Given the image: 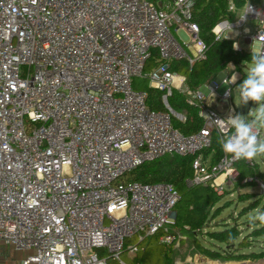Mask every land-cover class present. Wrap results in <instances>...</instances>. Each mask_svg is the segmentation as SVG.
<instances>
[{
    "label": "built area",
    "instance_id": "2783aa9c",
    "mask_svg": "<svg viewBox=\"0 0 264 264\" xmlns=\"http://www.w3.org/2000/svg\"><path fill=\"white\" fill-rule=\"evenodd\" d=\"M261 1L246 0L235 20H221L216 39L227 36L240 50L242 38L264 53ZM194 2L0 0V242L27 252L17 261L0 251V264H130L121 256L133 260L156 234L175 250L173 264H209L194 245L184 256L172 184L118 182L165 155L193 156L189 185L222 193L240 176V160L224 155L212 163L204 151L214 133L234 131L227 119L238 115L231 97L241 74L232 67L222 82L231 88L220 93L215 79L194 89L170 69L173 61L192 67L205 58ZM229 10L237 12L233 3ZM154 51L158 61L147 72ZM136 77L164 92L166 110L149 108ZM174 90L198 110L199 131L185 135L174 126L172 117L186 121L169 103ZM222 101L230 104L225 113ZM252 181L264 194L259 178L242 180Z\"/></svg>",
    "mask_w": 264,
    "mask_h": 264
},
{
    "label": "trees",
    "instance_id": "16d2710c",
    "mask_svg": "<svg viewBox=\"0 0 264 264\" xmlns=\"http://www.w3.org/2000/svg\"><path fill=\"white\" fill-rule=\"evenodd\" d=\"M246 0H195L192 21L199 27V37L206 46L205 58L196 61L191 67L187 60L171 62L170 69L186 76L187 84L191 88H198L206 81L214 79L218 74L230 69L241 74L239 80L246 77L245 68L251 60L252 52L248 49L236 50L232 39H216L213 28L223 19L235 20L240 10L244 7ZM230 3L237 8V12L229 10ZM157 52L154 51L147 63V69H152L157 63ZM233 71L230 70L231 73ZM147 105L152 110H166L162 103L163 91L148 87ZM171 107L178 113L186 116V121L181 122L176 117H172V122L183 134L190 135L200 130L203 120L198 115V110L190 106L185 99V95L174 90L169 97ZM262 136L264 133L262 132ZM217 133L213 135V144L210 149L204 151L206 155L213 154L215 162H218L225 153L222 151ZM264 158V157H263ZM193 156L165 155L156 160L145 162L140 166L125 173L118 179V182H140L144 184L170 183L179 192L180 199L175 206L176 218L174 223V234L189 232L191 243L196 251L206 255L211 260L220 263H234L236 261L248 259L264 258V223L259 220L247 222L249 234L243 236L240 230V217L248 211H264V194L258 196L253 193H238L239 201L249 202L235 216V223L231 225L228 220L224 222L222 230H216L214 225L211 231H207L206 225H211L213 219L220 215L224 209V202L221 203L225 194L219 193L209 185H189L188 180L193 177L192 169ZM254 161V160H253ZM240 176L236 181L238 187L255 186L254 181L243 183L245 177L259 178L264 182V171L258 165L247 160H240L237 164ZM226 202V201H225ZM202 230L216 242L212 248L202 245L197 235ZM187 237V236H186ZM188 239V238H187ZM186 241V240H183ZM182 241V245H183ZM254 241L260 242V250H254ZM251 249V250H249ZM175 250L172 246L160 243L159 234L148 238L147 244L132 264H173ZM223 262H221V261ZM236 260V261H235Z\"/></svg>",
    "mask_w": 264,
    "mask_h": 264
},
{
    "label": "rangeland",
    "instance_id": "374dc122",
    "mask_svg": "<svg viewBox=\"0 0 264 264\" xmlns=\"http://www.w3.org/2000/svg\"><path fill=\"white\" fill-rule=\"evenodd\" d=\"M253 3H255L256 5H261L262 1L261 0H251ZM255 20H249V22L247 23V26H249L251 28V30H254V26H255ZM230 33H233L232 30H230ZM242 44V46L245 47V44L243 43V41L241 40L240 42ZM151 69H147V72L150 71ZM245 72H247V68H245ZM227 76V74L225 72H222L220 74H218L215 77V81L219 84H221L219 92L222 93L224 92L225 89L227 88H231V86L228 83L223 84V79ZM246 78V77H245ZM244 78V79H245ZM243 82L240 81L238 82L233 88L232 90V97H231V103L232 105H234L236 112L238 115H242L244 116L246 119H251L254 115V111L253 109L257 106L255 104V102L253 101H249L247 104H240L239 102V86L240 84ZM134 88L137 90H146L148 89V87H150L149 84V80L145 77H136L134 79ZM230 105V104H228ZM264 133V131H262ZM259 169L261 171H264V158L263 157H257L255 159H253ZM225 194L223 200L221 201V203L224 202V209L223 211L220 213V215L216 216L213 221L211 222V225H206L207 231H211L212 230V226L214 225L216 230H222L225 226H224V222L228 220V223H230L231 225H233L235 223L234 217L235 216H239L240 212L242 211V209L248 205L249 202L247 201H239L238 200V193H253V194H257L258 196H262V192L260 190V187L255 185V186H245V187H238V185L236 184V182L231 183V184H227L225 186L224 191L222 192ZM262 194V195H261ZM263 197V196H262ZM226 201V202H225ZM264 201V200H263ZM259 210V209H258ZM258 210H250L248 211L245 215H242L240 217V230L243 231V236H245L246 234H249L247 230V222L248 221H252L255 222L256 220H252L250 219L251 217H253L256 212ZM187 236V240L183 241V245L184 247L182 248L183 252H184V256H192L193 252H189V247L192 245L191 243V236L189 234V232H184ZM198 240L202 243V245L206 246V247H210L212 248V245H214L216 242H214L213 240H211V238L205 233L204 230H202L201 233H198L197 235ZM148 239L145 241V243H143L142 245L146 246ZM137 237H134L132 240H129L127 243H137ZM260 242L258 241H254L252 244V247H254V250L259 251L260 250ZM251 250V249H249ZM5 254H7V251L4 250L3 251ZM12 253H10L13 256H17L19 257V259H21V257L24 255V252H19V251H11ZM9 254L10 257H12ZM204 255V254H203ZM206 256V255H204ZM207 257V256H206ZM13 258V257H12ZM121 258L127 262L132 264V260L130 258L127 257L126 254H123L121 256ZM210 259V258H209ZM215 261V260H214ZM221 261V260H219ZM236 261V260H235ZM245 262L251 263V264H264V258L262 259H258V260H254V259H248V260H243ZM218 262V261H217ZM223 262V261H221ZM241 261H236L234 263H240ZM112 263H119V261H112ZM233 263V262H232ZM16 264V263H14ZM221 264V263H218ZM231 264V263H230Z\"/></svg>",
    "mask_w": 264,
    "mask_h": 264
},
{
    "label": "clouds",
    "instance_id": "9594fccd",
    "mask_svg": "<svg viewBox=\"0 0 264 264\" xmlns=\"http://www.w3.org/2000/svg\"><path fill=\"white\" fill-rule=\"evenodd\" d=\"M225 27L232 28L231 23ZM238 92L240 104L255 102L257 106L253 109L254 115L251 119L242 115L228 118L234 131L231 135L221 136L218 143L225 155L234 161L264 157V136L261 135L264 131V53L252 52L246 78L240 84ZM228 94H231V89ZM250 219L264 223V211L258 210Z\"/></svg>",
    "mask_w": 264,
    "mask_h": 264
},
{
    "label": "crops",
    "instance_id": "0c3cea01",
    "mask_svg": "<svg viewBox=\"0 0 264 264\" xmlns=\"http://www.w3.org/2000/svg\"><path fill=\"white\" fill-rule=\"evenodd\" d=\"M229 36H231V38H233V39H235L236 38V36H235V34L234 33H229ZM241 40L243 41V43L245 44V47L244 46H242V44L240 43L241 42ZM237 43H238V45H239V47L241 48V49H248L249 50V46H248V43L247 42H245L242 38H237ZM233 65L232 66H230V69H228L227 71H224L226 74H227V76L228 75H230V70H232L233 68ZM226 76V77H227ZM225 77V78H226ZM215 79V78H214ZM228 89V88H227ZM227 89H225V90H227ZM224 90V91H225ZM229 103L228 102H226V101H222V102H219V105L217 106V108H218V110L221 112V113H225L226 111H225V108L227 109V107L229 106L228 105ZM206 155V154H205ZM206 157L213 163V161H214V158H213V154H209V155H206ZM4 250H6L7 251V254H10V253H12L11 251H13V249H10V248H7L2 242H0V251H4ZM25 253V255L27 254V252H24ZM11 255V254H10ZM12 257H13V259H15V260H20L19 259V257H15V256H13V255H11ZM24 257V255L21 257V259ZM243 261V260H242Z\"/></svg>",
    "mask_w": 264,
    "mask_h": 264
},
{
    "label": "bare ground",
    "instance_id": "6f19581e",
    "mask_svg": "<svg viewBox=\"0 0 264 264\" xmlns=\"http://www.w3.org/2000/svg\"><path fill=\"white\" fill-rule=\"evenodd\" d=\"M224 178V176H222L221 178L218 179V181L222 180ZM220 262H217V261H214V260H209V264H218ZM223 264V263H221ZM226 264H230V263H226ZM231 264H239V263H231ZM243 264H251V263H248V262H244Z\"/></svg>",
    "mask_w": 264,
    "mask_h": 264
},
{
    "label": "water",
    "instance_id": "95a60500",
    "mask_svg": "<svg viewBox=\"0 0 264 264\" xmlns=\"http://www.w3.org/2000/svg\"><path fill=\"white\" fill-rule=\"evenodd\" d=\"M175 112V111H174ZM245 261L240 262L239 264H243ZM246 263V262H245Z\"/></svg>",
    "mask_w": 264,
    "mask_h": 264
}]
</instances>
